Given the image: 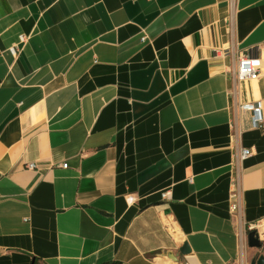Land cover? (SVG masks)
Segmentation results:
<instances>
[{"label": "crops", "instance_id": "crops-1", "mask_svg": "<svg viewBox=\"0 0 264 264\" xmlns=\"http://www.w3.org/2000/svg\"><path fill=\"white\" fill-rule=\"evenodd\" d=\"M257 102L264 0H0V264H251Z\"/></svg>", "mask_w": 264, "mask_h": 264}, {"label": "built area", "instance_id": "built-area-1", "mask_svg": "<svg viewBox=\"0 0 264 264\" xmlns=\"http://www.w3.org/2000/svg\"><path fill=\"white\" fill-rule=\"evenodd\" d=\"M25 39L21 38V43H24ZM145 41V38L143 39ZM12 53H16V49L12 50ZM215 56L217 57L220 52L215 51ZM262 68L261 59L252 58L247 55H243L239 58L237 63V69L235 72V76L239 83H246L257 81L260 76V71ZM240 110L244 113H251L253 116V128L258 130L264 129V117H263V108L260 102L257 103H244L241 104ZM253 155V150L251 149H242L240 154V160H246L247 158ZM63 169H67V165L62 167ZM27 169L30 171H35L36 167L33 164H29ZM232 190L230 192V201H231V211L234 215L239 210V187L236 181L232 183ZM248 232H255L258 240L264 245V219L256 221L248 225Z\"/></svg>", "mask_w": 264, "mask_h": 264}, {"label": "water", "instance_id": "water-1", "mask_svg": "<svg viewBox=\"0 0 264 264\" xmlns=\"http://www.w3.org/2000/svg\"><path fill=\"white\" fill-rule=\"evenodd\" d=\"M248 245L250 248L257 250H260L263 247L262 243L258 240L255 232H250L248 234ZM179 252L182 256H186L187 254H189L190 250L187 245H184ZM251 264H264V256L262 255L254 258L251 261Z\"/></svg>", "mask_w": 264, "mask_h": 264}, {"label": "trees", "instance_id": "trees-1", "mask_svg": "<svg viewBox=\"0 0 264 264\" xmlns=\"http://www.w3.org/2000/svg\"><path fill=\"white\" fill-rule=\"evenodd\" d=\"M31 264H44V263L37 258H32ZM108 264H120V263L119 262H110Z\"/></svg>", "mask_w": 264, "mask_h": 264}, {"label": "rangeland", "instance_id": "rangeland-1", "mask_svg": "<svg viewBox=\"0 0 264 264\" xmlns=\"http://www.w3.org/2000/svg\"><path fill=\"white\" fill-rule=\"evenodd\" d=\"M262 255L264 256V245H263L262 249L258 250V256L257 257L262 256Z\"/></svg>", "mask_w": 264, "mask_h": 264}, {"label": "bare ground", "instance_id": "bare-ground-1", "mask_svg": "<svg viewBox=\"0 0 264 264\" xmlns=\"http://www.w3.org/2000/svg\"><path fill=\"white\" fill-rule=\"evenodd\" d=\"M174 231V230H173ZM175 232V231H174Z\"/></svg>", "mask_w": 264, "mask_h": 264}]
</instances>
